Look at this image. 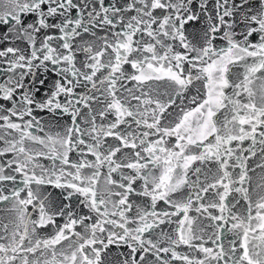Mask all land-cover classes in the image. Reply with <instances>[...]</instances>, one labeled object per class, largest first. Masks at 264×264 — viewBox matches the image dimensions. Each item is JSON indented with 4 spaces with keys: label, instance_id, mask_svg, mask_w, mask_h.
<instances>
[{
    "label": "snow or ice",
    "instance_id": "snow-or-ice-1",
    "mask_svg": "<svg viewBox=\"0 0 264 264\" xmlns=\"http://www.w3.org/2000/svg\"><path fill=\"white\" fill-rule=\"evenodd\" d=\"M0 264H264V0H0Z\"/></svg>",
    "mask_w": 264,
    "mask_h": 264
}]
</instances>
